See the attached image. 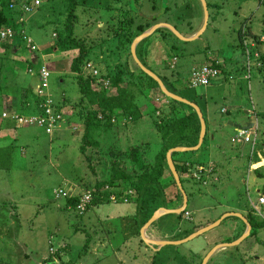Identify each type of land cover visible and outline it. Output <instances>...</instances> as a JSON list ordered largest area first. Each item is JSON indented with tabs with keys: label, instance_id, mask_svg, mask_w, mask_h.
Masks as SVG:
<instances>
[{
	"label": "rangeland",
	"instance_id": "rangeland-1",
	"mask_svg": "<svg viewBox=\"0 0 264 264\" xmlns=\"http://www.w3.org/2000/svg\"><path fill=\"white\" fill-rule=\"evenodd\" d=\"M90 1L87 0V2ZM94 1L95 3L107 2L115 8L120 6V3L115 0ZM128 1L123 0L122 3L125 7H128ZM179 1H182L179 3L180 8H182L181 11L167 12L166 18L169 21L179 18L182 21L184 30L181 34L189 36L197 31L203 23L204 10L202 2L200 0H189L190 7H185L183 3L187 0ZM211 1L215 6L207 8L211 17L201 35L195 39L183 41L173 30L167 28L174 35L173 37L167 34V41L171 40L176 43L178 48L173 51L166 50V41L163 40L161 35L154 34L149 45V55L154 60L164 57L171 60L172 55H175V66L183 75L181 76L184 80H187L193 64H200L205 59L216 56L224 67L222 76L224 77V75L230 73L232 79H222L221 83L198 86L194 90L187 88L183 93L186 95L195 92L204 93L208 98L211 115L218 117L219 120H233L241 125L251 120L256 121L258 127L257 140L261 141L262 138L264 141V135H260L264 134L262 133L264 118L260 115L257 116L258 118L255 117L257 112H264V67L260 66L258 67L259 71L251 72L249 80L245 79L237 68L245 60L243 55L245 50L248 51L249 59L254 66H258V64L254 60L253 49L258 48L262 55L261 58L264 59V40L260 41L261 36L264 37V0ZM142 2L144 1H133V6L138 7V14L145 16L157 14L156 11H149L150 7L143 8L145 13L141 11ZM36 12L39 15L34 16L32 14L33 19L31 18V21L36 22L37 19H40L39 21L42 22L45 20L46 14L42 15L41 10ZM90 12L93 13L92 10H89L83 14L84 17H91ZM83 15L80 13V16ZM176 15L179 16L176 17ZM101 17V20L104 21L105 14L101 13ZM19 20L20 18H18ZM186 23L191 24V31L185 29ZM50 29V26L44 28L31 27L28 34L44 47L50 41L48 39ZM243 33L244 35L246 33V35L242 36ZM257 34L261 35L259 40L253 38ZM255 43H257L256 48L252 49L251 46ZM37 46L40 48L38 44ZM71 53L73 54V52ZM48 55L50 56L44 55V58L47 57L45 59L46 64L50 61L52 96L55 98L63 92L65 95L77 98L76 83L69 75L64 74V71H67L64 70L63 66H66L68 60H64L62 55L57 56L56 53ZM50 57L51 59H49ZM228 64L232 65L231 69L226 68ZM14 68L19 72L15 76L17 83L22 80L31 82L33 85L37 83V75L29 72L25 64L18 62ZM22 71L29 74L24 75ZM60 75L64 78V83L57 85L56 79ZM222 76L219 78L221 79ZM222 106L226 107L227 113L220 112ZM65 111L71 112L69 105L65 106ZM33 115L27 114L17 121L19 127L0 128V264H41L42 259L49 252H55L56 249L60 258L54 257V262L51 264H61L62 260L66 262L71 260L72 264H150L151 260L153 264H196L198 260L202 262L204 258L202 255L205 250L208 248L210 251L214 246L205 245L206 240L203 233L189 240L191 243L189 246L183 245L184 243L177 246L167 245L162 246L154 253L138 245V249L142 251L137 252V255H132L133 250L130 252L127 248L122 247L123 240L126 239L124 235H127V232H124V224L129 222L130 219L126 216L127 214L123 215L122 219L117 212L111 214L109 211L113 209V205L110 203L93 206L81 216L75 213L74 208L65 209L68 205L66 204L67 198L74 195V190L84 189L85 183H93L96 178L92 174L85 156L78 149L79 133L82 132L81 124L78 120L73 119L71 122L78 124L75 134L57 132L53 137H49L42 127L35 124L30 125V119L33 118ZM144 118V129L147 131L146 134L143 133L145 130H141L139 133L145 134L144 138L150 137V140H153L156 133L152 128L151 118L149 115ZM223 128L225 130L222 132L223 139L226 143L231 144L229 139L230 134L234 132V128L225 123ZM148 131H150V135ZM95 133L98 136V144L102 150L112 148V146L125 147L128 145L126 136L120 131V126H117L116 123L104 122L97 126ZM153 142L155 141L153 140ZM47 144L52 147V150H48L49 153L45 150ZM21 148L23 150H20ZM235 148V152L240 150V153L244 155L249 151L247 144L242 148ZM93 149L88 147L86 149L87 155ZM258 152H256V162L263 166L261 170L264 172V149L259 148ZM233 153L228 148L221 153L211 151L202 144L196 150H188L181 155V158L197 157L204 163L208 161L209 157H221L222 161L219 162V165L228 176L221 179V181L216 174L211 177V181L216 183L217 188L220 190L217 191V195L223 196L221 191V188H223V190H227L226 193L231 196L234 202L241 200L239 197L242 198L241 202L249 205L255 212V218L263 222L261 227L256 228L255 233L245 238L248 241L238 246V250L228 248L224 252L226 254L222 257L217 253L211 256L208 264H255L254 257H259L257 264H264V206L256 205L251 201L258 194L256 187L260 186L262 188L264 186L262 183L264 176L255 177L252 168H250L248 172L243 170L246 174L242 176V172L240 177L237 168L234 169L237 164L233 162L232 169V160L228 158ZM97 159H101L100 161L103 162L104 155L103 159L101 156H98ZM104 165L107 166V164ZM99 168L101 174L97 179L102 177L103 171L106 172L101 166H98V170ZM162 177H164L162 179L164 184H161L157 193L164 196L156 198L157 204H167L166 207L179 205L180 200L176 199L177 194H182L181 188L177 183L175 185L170 181L166 183L168 178L170 179L167 172H164ZM198 182V184L203 185L199 188L201 191L198 192L195 189L193 194H190L186 206V210L190 211L191 214L190 219L184 218L182 214L177 216L173 212L170 214L171 216L164 214L162 220H160V228L152 224L148 225L142 229L141 235L148 239L147 236L159 234L160 239L163 240L165 234L172 236V229L179 226L175 232L177 240L182 237L185 231H188L186 229L180 230L181 226L186 228L194 225L198 226L199 224L193 221L198 219L201 213L205 216L210 214V210L199 208L200 205H207L215 201L207 196V193H211V191L209 188L204 189L205 183ZM246 189H248L251 200L247 196L245 197ZM234 190H236L235 195L233 194ZM83 201L87 202V200ZM122 204L123 206H134L132 201ZM152 208V206L147 207V214L150 213ZM123 210L126 211L127 208L124 207ZM154 211L151 212V215ZM205 225V222H203V226ZM170 239L172 240V238ZM131 244H135V241ZM64 245H66L65 248ZM84 245L87 247L85 248ZM132 246L134 247V245ZM231 253L235 255L233 257L228 256Z\"/></svg>",
	"mask_w": 264,
	"mask_h": 264
},
{
	"label": "trees",
	"instance_id": "trees-1",
	"mask_svg": "<svg viewBox=\"0 0 264 264\" xmlns=\"http://www.w3.org/2000/svg\"><path fill=\"white\" fill-rule=\"evenodd\" d=\"M115 1L120 3L117 8L107 2L95 3L94 0L90 2L87 0H38V4L35 6L32 0H0V31L6 33V36L0 35V128L19 127L16 124L18 118L25 117L27 114H34L33 116L48 118L52 122L49 132L44 131L49 137H53L57 132H67L73 135L77 132L78 124L71 121L73 119L78 120L82 127L78 149L85 156L92 174L96 177L93 183H85L84 189L91 190L93 196L87 205V210L80 216L88 212L91 207L106 203L113 205V209L109 211L111 214L117 212L121 219L123 215L127 214L126 216L130 219L124 224V232H127V235H124L126 239L123 240L122 247L127 248L130 252L133 250L132 255H137V252L142 251L138 249V245L151 250L141 237L140 228L150 218L152 211L167 205H158L156 201V198L164 196L157 193L161 184H164L162 179L165 176L162 177V174L167 172L170 176L166 183L170 181L173 185L176 184L167 164L166 152L169 148L176 146L191 147L196 145L200 121L193 106L166 96L160 90L158 82L138 66L130 51L132 40L153 24L167 22L179 32H184L182 21L179 18H175L173 21L166 18L167 12L181 11L182 8H180L179 3L182 1L143 0L141 11L144 12L143 8L150 7L149 11H156L155 13H157L151 16L138 14V7L133 6L135 0H129L128 7L123 5V0ZM183 5L190 7L189 0L185 1ZM206 5L207 8L215 6L211 0H206ZM32 7L34 8L29 10ZM38 10H41L42 15L46 14L45 20L42 22L39 21L40 19H37L36 22L31 21L32 14L34 16L39 15L36 12ZM89 10L93 11V13L90 12L91 17H84L83 14ZM80 13L83 16H80ZM101 13L105 14L104 21L101 20ZM28 15L30 16L28 17ZM210 17L209 12V19ZM18 18H20L19 21ZM46 26L51 27L48 34L50 41L42 47L28 33L31 27L44 28ZM185 29L191 31V24H187ZM154 34L161 35L166 41V50L173 51L178 48L176 43L171 40L168 42L166 39L167 34L173 37L174 35L166 27H157L135 45V54L138 60L146 68L153 71L169 91L198 105L205 122L204 136L200 145L203 144L207 147L213 145L220 152L227 148L230 149L234 152L232 156H228L232 160V169L234 162L237 164L234 169L237 168L240 176L243 170L248 172L252 168V164L254 165L256 162L257 155H251L250 150L245 155L241 154L240 150L235 152V147L240 148L239 142H232L229 139L231 144H228L222 137L215 135L214 131L211 130L212 125L210 126L207 121L208 98L200 92L190 95L183 93L187 88L194 90L196 87L189 85V74L187 80H184L181 72L177 70L175 66L176 56L172 55L171 60L165 57L154 60L149 55V45ZM245 35L243 33L242 36ZM260 36L257 34L253 38L259 40ZM173 39L178 40L177 38ZM256 44H253V48H256ZM255 51L259 52L256 56L254 55V60L258 61L257 58L262 55L258 48ZM50 53H56L57 56L62 55L64 60H68L66 66H63L64 70L67 71H64V74L69 75L76 83L77 98L65 95L63 92L55 98L52 96L50 61L46 64L45 59L47 57L44 58V55L50 56L48 55ZM261 59L262 62L256 63L258 66L252 64L248 70L246 64L243 65V63L237 68L242 74L247 70L246 78L249 80L251 72L259 71L258 67L260 66L264 67V59ZM18 62L25 64L29 72L37 75L38 81L35 85L24 80L17 83L15 76L19 72L14 67ZM209 62L218 67L222 76L224 67L221 61L215 56L210 57ZM247 62H251L249 56ZM42 66L47 72L46 77L41 74ZM152 66L156 69L154 70ZM229 66L226 65V68L231 69L232 65ZM22 73L24 75L29 74L25 71ZM22 73L20 72L21 76ZM62 75L56 79L57 85L64 83ZM224 79L230 80L232 76L227 73L224 75ZM105 81L108 82L106 89H104ZM66 105H69L71 112L65 111ZM221 110L220 112H228L226 109ZM256 114L264 118V112H257ZM146 115L151 118V125L156 133V137L153 139L155 142L150 140V137L144 138L147 130L144 129L143 121H145ZM104 122L116 123L117 126H120V131L126 136L128 145L125 147L112 146V148L102 150L98 144L95 129ZM217 124L222 125L223 120L220 119ZM262 124L264 125V119ZM141 130H145L143 132L145 134H140L139 131ZM148 133L150 135V131ZM262 133H264V127ZM132 139L136 141L129 143ZM260 142L262 145L264 144L262 138ZM247 145L250 146V144ZM88 147L94 149L87 155L86 149ZM45 150L49 153L48 150H52V147L47 144ZM186 151L188 150L171 152V160L182 188H187L190 182L192 183L190 186L193 183L195 186L198 185L199 182L193 180L189 170L196 164H204V161L197 157L181 158L182 153ZM98 156L102 157L103 162L100 161L101 159H97ZM59 159L61 160V158ZM98 166L106 171H103L100 179H97L101 174ZM262 167L258 164L252 168L258 178L264 176ZM246 172H243L242 176ZM217 176L220 177V173H217ZM184 182H186L185 185ZM262 190L264 193V186ZM177 195L176 200L179 199L180 204L174 205L173 208L179 207L182 202V194ZM239 199L243 200L240 197ZM241 200L237 203L240 204ZM131 201L134 203L132 207L121 205V203L127 204ZM77 202L78 194L75 193L71 198H67L66 204L68 205L65 209L74 208ZM150 206L153 208L147 214L146 209ZM124 207L127 208L126 211L123 210ZM185 211H187L186 207L175 214L184 216ZM165 214L171 216L172 213ZM163 216L164 214L149 225L152 224L160 228V220ZM190 216L191 214L184 218ZM246 217L251 225L247 236H251L252 233H255L256 228L261 227L263 222L255 218L256 215L249 205ZM177 227L179 226L172 230H177ZM127 228L129 229L125 230ZM194 228L196 229L198 226L194 225ZM174 238L176 239L175 236ZM130 241L132 243L135 241V244H131ZM167 245L177 246L173 243ZM65 247L66 245H64ZM84 247L87 246L84 245ZM208 251L207 248L202 256H205ZM54 257L60 258L57 249L55 252H49L42 259L41 264L53 263ZM68 261L62 260L61 264H72L71 260ZM200 263L201 260H198L196 264ZM150 264H153L152 260Z\"/></svg>",
	"mask_w": 264,
	"mask_h": 264
},
{
	"label": "crops",
	"instance_id": "crops-1",
	"mask_svg": "<svg viewBox=\"0 0 264 264\" xmlns=\"http://www.w3.org/2000/svg\"><path fill=\"white\" fill-rule=\"evenodd\" d=\"M221 16H223V14H221ZM205 60H208V59H205ZM196 64H198V63H196ZM196 64H193L191 66V68L193 66H195ZM229 65H231V64H229ZM229 65H227V66H229ZM229 67H231V66H229ZM222 79H224V77H222L221 79L220 78L217 79L216 82H214V83H221ZM221 109H226V107L222 106ZM221 109H220V111H222ZM206 110H207V114H208L207 115L208 124H210V123L213 124L212 126L210 124V126H211V130L214 131L215 135L220 136V137L223 138L222 132L225 131L224 128H223V124L224 123L226 125H228V126H232L234 128V132H235L236 127H234L233 124L231 123V122H235V121H233V120H223V124L219 126L217 124V122L219 121L218 117L211 115L208 105L206 107ZM234 132L230 134V137L234 134ZM211 137H212V135H211ZM133 140L134 139L130 140L129 143L131 141H133ZM260 144H261V142H260ZM244 145H245V143L240 144V147L242 148V146H244ZM208 148L211 151L220 152L219 149L216 148L213 145H209ZM248 148H249L248 150H250V146H248ZM259 148H261V147H259ZM262 148H264V144L262 145ZM221 161H222L221 157H209L208 161L206 163H204V164L211 163L214 166L215 172L220 173V177L218 178L220 181L224 177L228 176V174L225 172V170L223 168H221L220 165H219V162H221ZM217 173H216V175H217ZM220 181H218V182H220ZM228 183H230V182H228ZM262 183L264 184V181ZM191 184L192 183L190 182V184L187 186V188H183L184 192H185V194L187 196V201L185 202V200H184V198L182 196L183 203L181 202V205L179 207H181L182 204L185 205V207H186L187 203H188V200H189L190 194L192 195L193 192L195 191V189H196V191L200 192L201 189H199V188L201 186H203L201 184H198L197 186H195L194 183H193L192 186H190ZM205 188H209L210 189L211 193H207V196L211 197L215 201L212 202V203H209L207 205H200L199 208H203V209L206 208L207 210H210V212H209L210 214L205 216L204 214L201 213L199 215L198 219L193 221V222H197L199 224L198 228L195 229L194 226H190V227H187V228L181 226L180 230L181 229L182 230L186 229L188 231H185L182 234V237L177 239V240L174 238L175 232L177 231L176 229L171 232L172 236L169 235V234H165L163 236L164 237L163 240L160 239V235L159 234L158 235L154 234L153 236H147L149 241L145 240L143 238V236L141 235V237L143 238L144 242L151 248V250L156 251V250L160 249L162 246H167V244L161 245L159 243V241H169V242H175L176 241L177 243H173V244L178 245L180 243H184L183 245H188L189 246V245H191L189 240H191L192 238L188 239L186 241H179V240L184 239L186 236H188L189 234H191L195 230L204 227L203 226V222H205V224H206L205 226H207L208 224L213 223L215 220H217L219 218H221V219L216 225H214L213 227L209 228L208 230H205L204 232H202L203 234H205V236H204V238L206 240L205 241V245H214L212 247L213 249H212L211 254L207 258V260L204 262V264H208V262H210L211 256H213V255L218 253V255L222 257L223 255L226 254L224 252L228 248L234 249V250H238V248H237L238 246H240L242 243H246L248 241V240L245 239L246 236L248 235V234L247 235L245 234V232L248 231L247 230V223H246V221H248L247 217H246V211H247L248 205L243 203V202H241L240 204H238L237 201L234 202L231 199V196H229L228 193H226L227 190L225 191V190H223V188H221L223 196L222 197L218 196L217 195V191H220V190L217 188L216 183H214V182H212L210 180H208L205 183L204 189ZM261 189L262 188H260V186L256 187V191L258 192V194H263L264 195L263 191H260ZM235 192H236V190L233 192L234 195H235ZM245 193H246L245 197L248 196V198H249L248 189H246ZM179 207L173 208V206H169L168 209H177ZM165 213H169V212H163L161 215H163ZM170 213H172V212H170ZM173 213H177V212H173ZM140 232H141V230H140ZM168 237L172 238V239L174 238L175 240L167 239ZM240 250H242V249H240ZM234 255L235 254L231 253L228 256L233 257ZM256 257H258V256H256ZM258 259H259V257L258 258L254 257L255 264H257Z\"/></svg>",
	"mask_w": 264,
	"mask_h": 264
},
{
	"label": "water",
	"instance_id": "water-1",
	"mask_svg": "<svg viewBox=\"0 0 264 264\" xmlns=\"http://www.w3.org/2000/svg\"><path fill=\"white\" fill-rule=\"evenodd\" d=\"M202 2V8L204 10V20H203V24L202 26L200 27L199 30H197L196 32H194L193 34H191L190 36H183L178 30H176L174 28V26L172 24H169L167 22H159V23H156V24H153L152 26H150L148 29H146L145 31H143L142 33H140L139 35H137L132 43H131V46H130V51H131V54L135 60V62L138 64V66L143 69L145 72H147L150 76H152L157 82H158V85H159V88L160 90L168 97L170 98H173L175 100H178V101H182V102H185V103H188L190 104L191 106H193V108L195 109L197 115H198V118H199V121H200V131H199V137H198V142L196 145L194 146H191V147H185V146H176V147H172V148H169L166 152V160H167V164H168V167L170 169V172L172 173L173 177H174V180L175 182L177 183V185L181 188L182 190V196L185 200V202L187 201V196L184 192V189L182 188L181 184H180V181H179V177H178V174L175 170V167H174V164L171 160V152L173 151H184V150H194V149H197L199 147V145L201 144L202 140H203V136H204V131H205V122H204V118H203V115H202V112L200 110V108L198 107L197 104H195L194 102H191L171 91H169L165 86L164 84L162 83L161 79L151 70H149L148 68H146L144 65L141 64V62L138 60V58L136 57V54H135V45L137 44V42L139 40H141L142 38L146 37L147 35H149L153 30H155L157 27H166V28H169L171 30H173L177 36L183 40V41H188V40H192V39H195L197 38L202 32L203 30L205 29L206 27V23H207V19H208V10H207V6H206V2L205 0H200ZM233 124L234 127H241V128H248L252 125V122H247L246 124L244 125H241L240 123H237V122H231ZM256 199L257 197L254 196L253 197V202H256ZM185 208V205L182 204L181 207L177 208V209H168V208H164V207H159L157 210H155L153 212V214L150 216V218L144 223V225L140 228V230L142 231V229L146 228L152 221H154L156 218H158L163 212H177L179 213L181 210H183ZM162 211V212H161ZM224 217V216H223ZM221 218L215 220L213 223L211 224H208L207 226H204L202 228H199L197 230H195L194 232H192L191 234H189L188 236H186L184 239L182 240H179V241H186L188 239H191L199 234H201L202 232H204L205 230H208L209 228L213 227L214 225H216L219 221H220ZM247 223V230L245 232V234L247 235L248 232L250 231V223L248 221H246ZM244 237V236H243ZM143 238L147 241H149V239H146L144 236ZM160 244L162 245H165V244H169V243H177L176 241L175 242H169V241H159ZM212 249L210 251H208L206 253V255L204 256L201 264H204V262L207 260V258L209 257V255L211 254L212 252Z\"/></svg>",
	"mask_w": 264,
	"mask_h": 264
},
{
	"label": "built area",
	"instance_id": "built-area-1",
	"mask_svg": "<svg viewBox=\"0 0 264 264\" xmlns=\"http://www.w3.org/2000/svg\"><path fill=\"white\" fill-rule=\"evenodd\" d=\"M38 1L35 0L34 3H37ZM1 36H6L5 31H0ZM217 62V61H216ZM44 66L41 67V74L46 77L47 72L43 68ZM220 75V71L218 67L214 66L211 64L209 61L202 62L194 67H192L190 74H189V79L188 83L191 87H197V86H207L211 84L213 81H215ZM24 117H20L17 119L19 121ZM29 119V118H27ZM26 122V120H25ZM37 122L38 124H44L47 125L49 128L52 122L48 120V118H43L41 116H33L32 119H30V123ZM257 123H253L252 126H250L247 129L243 128H238L236 129L235 134L231 137L232 142H239V143H249L251 147L254 146L256 136H257ZM207 170L208 172L211 170V167H203L201 165H196L190 172V175L192 178L195 180L201 181L202 183H206L205 179H202V173L204 170ZM257 202L258 204H263L264 203V196L263 195H258L257 197ZM83 204L79 207V209H82ZM185 216H188L189 213L185 211L184 213ZM50 264V263H48Z\"/></svg>",
	"mask_w": 264,
	"mask_h": 264
},
{
	"label": "clouds",
	"instance_id": "clouds-1",
	"mask_svg": "<svg viewBox=\"0 0 264 264\" xmlns=\"http://www.w3.org/2000/svg\"><path fill=\"white\" fill-rule=\"evenodd\" d=\"M34 1L35 0H32V3L34 4V6L35 5H37L38 4V2L37 3H34ZM38 1V0H37ZM205 2H206V0H205ZM207 6V5H206ZM34 7H32V8H30L29 10H31V9H33ZM208 20H209V11H208V19H207V23H208ZM207 23H206V26H207ZM203 24V23H202ZM202 26V25H201ZM200 29V28H199ZM198 29V30H199ZM205 29H206V27H205ZM204 29V30H205ZM203 30V31H204ZM196 32V31H195ZM181 33V32H180ZM203 33V32H202ZM201 33V34H202ZM200 34V35H201ZM190 36V35H189ZM260 40H264V37H262L261 36V39ZM252 47V49H253V45L251 46ZM259 52H256L255 50H254V55L256 56L257 54H258ZM243 55H244V58H245V60H244V62H243V65L244 64H246V68H247V70H248V68L250 67V65H252L251 64V62L250 63H248L247 61H248V56H249V54H248V51L247 50H245V51H243ZM258 59V61L257 62H261V56L259 57V58H257ZM205 61H209V59L208 60H205ZM204 61V62H205ZM196 66V65H195ZM247 70L245 71V73L243 74V76H244V78H246L247 77ZM190 74V73H189ZM221 76V75H220ZM219 76V77H220ZM219 77L217 78V79H219ZM216 79V80H217ZM216 80L215 81H213L211 84H213L214 82H216ZM107 84H108V82L107 81H105L104 82V89H106V86H107ZM252 113H250V115H251ZM256 118H258L257 117V114H256V116H255ZM250 122H252V124L253 123H257L256 121H250ZM16 124H18V122H16ZM32 124H35V125H38V126H40V127H42L43 128V130L47 133V132H49V128L47 127V125H44V124H38L37 122H33V123H30V125H32ZM246 124V123H245ZM252 126V125H251ZM238 128H241V127H236V129H238ZM249 128V127H248ZM236 129H235V132H236ZM243 129H247V128H243ZM257 129H258V127H257ZM235 132H234V134H235ZM233 134V135H234ZM232 135V136H233ZM231 136V137H232ZM231 137H230V139H231ZM81 139V136H80V133H79V140ZM241 144H243V143H241ZM245 144H249V143H245ZM261 145V146H260ZM256 146V147H255ZM259 147H261L262 148V144H260V141H258L257 140V136H256V140H255V144H254V146L253 147H251V145H250V152H251V155L252 154H256V152H258V150H259ZM255 148V149H254ZM262 149H264V148H262ZM259 153V152H258ZM171 155V154H170ZM255 163H257V164H255ZM254 163V165L252 164V168L254 167V166H258V162H255ZM197 165V164H196ZM195 165V166H196ZM199 165V164H198ZM194 166V167H195ZM201 166H203V167H205V168H207V167H211V170L208 172L206 169L204 170V172L202 173V179H205L206 180V182L208 181V180H210L211 181V177H213V176H215V168H214V166L211 164V163H207V164H201ZM193 167V168H194ZM192 168V169H193ZM191 169V170H192ZM191 170H189V174H190V172H191ZM209 174V175H208ZM210 177V178H209ZM194 179V178H193ZM75 192H76V194H78V202L76 203V205H75V207H74V211H75V213L76 214H78V215H80V214H82V213H84L86 210H87V205L89 204V202L91 201V199H92V196H93V192L91 191V190H89L88 188H86V189H81L80 191H78V190H74ZM75 192H74V195H75ZM73 195V196H74ZM258 195H263V194H257L256 195V197H258ZM264 196V195H263ZM248 197V196H247ZM249 199L251 200L252 198L249 196ZM83 200H87V202H84ZM252 202H253V199L251 200ZM253 203H255L256 205H263V204H258V202H257V199H256V202H253ZM81 204H83V206H82V209L80 208L79 209V207L81 206ZM164 208H166V207H164ZM187 212L190 214V211H188L187 210ZM254 212V211H253ZM185 213V212H184ZM153 214V213H152ZM254 214H255V212H254ZM184 217H187V216H185L184 215ZM191 217V216H190ZM190 217H188V218H190ZM250 223V222H249ZM251 226V225H250Z\"/></svg>",
	"mask_w": 264,
	"mask_h": 264
},
{
	"label": "bare ground",
	"instance_id": "bare-ground-1",
	"mask_svg": "<svg viewBox=\"0 0 264 264\" xmlns=\"http://www.w3.org/2000/svg\"><path fill=\"white\" fill-rule=\"evenodd\" d=\"M162 212V211H161Z\"/></svg>",
	"mask_w": 264,
	"mask_h": 264
}]
</instances>
